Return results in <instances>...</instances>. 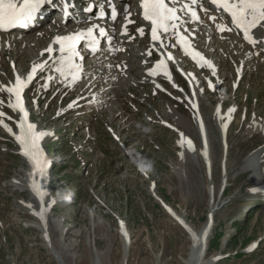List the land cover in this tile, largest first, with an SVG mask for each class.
I'll return each instance as SVG.
<instances>
[{
	"label": "rangeland",
	"instance_id": "374dc122",
	"mask_svg": "<svg viewBox=\"0 0 264 264\" xmlns=\"http://www.w3.org/2000/svg\"><path fill=\"white\" fill-rule=\"evenodd\" d=\"M82 2L86 5L89 3L86 0ZM80 8L83 9L82 13H86L89 6ZM122 18L117 21V25L126 32L124 36L135 39L129 27L122 24ZM204 22L199 25L202 31L199 28L198 31L206 33ZM71 25L73 23L69 26ZM66 27L68 24L62 23L52 25L50 29L46 24L37 25L27 33L32 34L31 44L23 41L26 35L24 33L2 32L0 41H4L5 45L0 48V87L8 86L13 81L15 62L17 70L26 72L31 68L33 60L43 59L42 50L50 43L53 35L64 31ZM138 29H143V35L138 31L143 44V36L148 34V29L145 24ZM184 30L187 31V28ZM210 33L213 34L211 39L203 34L200 42L205 51L211 53L208 58L212 64L214 60L224 64L216 74L221 80L225 78V85L220 92L207 90L204 83L197 84L203 90L199 98L201 114L197 115L199 130L196 118L194 122L190 118V115L193 116L192 108L188 109L184 104L178 105L183 108L178 107L180 114L173 117V111L168 113V110L171 109L170 105L178 103L176 99L162 92L153 94V85L149 88L136 86L137 81L146 77L145 50H148L139 45L138 39L132 42L133 48L127 42L124 45L120 58L128 65H133L134 70L132 72L130 68V76L122 80L119 77L121 81L114 84L117 85L114 87L115 93L112 92L114 102L106 110L100 109L99 105H93L94 109L91 107L88 113L77 119L73 116L74 113L68 117L58 116L72 106L62 102L73 97V92L80 89H72L68 85L56 97L54 95L58 94L60 87L58 84L49 95L47 92L40 95L41 89L47 88L48 79L45 74L43 80L40 77L36 80L38 84L28 91L35 120L42 119L49 128L63 127L67 132L64 135L65 140L76 135L75 145L80 144L83 149L87 147V151L82 153L85 162L82 164L81 160L75 159L72 142L63 147L60 152L70 158L69 163L62 169L59 165L55 168L56 176H53V180L60 179L64 173L71 175V178H64L67 180L65 186L54 181L55 188L46 190L47 199L40 201L36 198L38 194L29 188L31 171L27 172V162L19 154L14 135L0 126V264H80L87 255L91 260L90 264L98 263V255L102 257L100 260L103 264H195L200 259L219 258L224 253L229 254V257H222L217 264H264V206L250 204L248 198L252 172L244 174L250 161L248 155L264 145L262 134L254 137L249 135L253 122H264V115L259 118L256 114H264V56L259 57L257 51L252 53V43L245 41L244 44L239 36H235L239 38L238 41L225 42L226 38L221 39L213 30ZM256 35L258 37L260 31ZM212 40L214 43H210ZM165 48V42L163 47L157 44V49ZM124 50L128 53H124ZM155 52L152 50L153 54ZM178 57L181 60L182 55L178 54ZM57 63L58 61L50 63L48 68L52 69V73L55 72L54 66ZM191 69L202 73L198 80H202L201 76L209 71L195 67ZM242 69L243 80L239 85H234L241 76ZM157 75L160 76L158 73ZM83 79L85 77L77 83H81ZM56 80L57 77L51 81V86ZM127 84H133L135 92L121 90ZM86 86L83 96L87 95ZM102 86L105 83L99 85L95 91ZM226 88L230 95L225 97V93L228 94ZM186 89L190 92L187 87ZM149 90L151 96L145 100V93ZM175 93L182 95L178 91ZM38 95L39 101H44L43 104L37 102ZM135 95L139 100L133 99ZM88 97L89 94L83 104L89 101ZM0 99L5 101L0 104V111L8 116L0 119L8 122L13 132L17 133V117L8 107L7 91H0ZM131 100L137 101H133L134 107ZM222 101L225 106L234 103L240 105L233 123L234 110L226 113L223 108H216ZM124 103L127 110L123 111V115L117 116L119 105ZM246 106L249 110L247 114ZM91 110H96V115L90 114ZM164 112L167 115L162 114V118L185 128L187 135H182V148L177 144L178 134L165 127L161 123L162 118L150 123L145 116L148 113L155 117V114ZM228 117L230 124L225 125V118ZM176 118H179V123ZM200 122L205 126L204 131ZM110 124L114 125L117 132L128 126L120 134L127 148L145 163V172L139 171L123 148L108 138L111 136L108 132ZM96 133L99 138L94 139ZM90 138L94 140L90 141ZM150 138L155 140L153 145L148 142ZM185 138L190 143H185ZM59 146L62 147L61 144ZM79 165L82 166V175L74 177ZM34 178L35 176L31 183L35 187ZM255 181L259 182V179ZM153 182L155 192L196 232L208 221L211 199L215 206H219L212 218H215V225L212 226L205 244L198 235L191 230L188 232L180 221L170 216L152 195L150 186ZM223 184L227 187L221 192ZM211 186L214 187V198L210 197ZM44 204L46 211H43ZM121 221H124L122 225L130 236L129 241L124 238L122 226H119ZM126 241L128 248L125 254ZM254 241L259 242L258 247L249 249ZM205 248L206 251L201 252Z\"/></svg>",
	"mask_w": 264,
	"mask_h": 264
},
{
	"label": "snow or ice",
	"instance_id": "6c2138e0",
	"mask_svg": "<svg viewBox=\"0 0 264 264\" xmlns=\"http://www.w3.org/2000/svg\"><path fill=\"white\" fill-rule=\"evenodd\" d=\"M47 2L49 0H0V30H8L11 27L19 25L26 26L29 21L35 18L40 8ZM211 2L227 12L231 17V22L235 23L237 28H240L245 33L246 39L254 43L248 33L259 22L264 21V0H211ZM195 4H197V0H191L190 4L187 0H184L182 4L181 0H142L143 18L145 21L150 22L151 39L154 42V46L156 43L163 46L164 37L168 35H175L179 40L185 39L179 32V22L182 19L179 13L184 12L190 14L193 21L198 20V13L192 7ZM177 5L180 6L177 7ZM212 19L215 20L216 17H212ZM219 27L221 31L231 30L225 25H220ZM138 31L143 35V29H138ZM104 35H106L105 30L96 25L87 29L86 33H73L66 37H57L56 43L60 45L59 54L61 64L67 67L70 74L80 71L81 66L76 63V59L79 56L77 41H80L84 37L89 38V50L94 51L96 49L91 47V45L95 41L92 38ZM46 51L51 53L53 49L50 47ZM167 59H173L170 53L167 54ZM163 64L164 60H160L156 65V69H159ZM36 71L37 66H34L32 74H29L27 79H21L17 76L13 85L0 87V91H7L9 94V100L7 101L8 107L13 111L23 114V118L17 122L18 134L14 133L13 129L3 119H0V126H3L5 130L14 135L22 148L23 155L28 157L35 169L43 174L48 162L43 156L38 141L47 135V133L38 132L36 126L28 122V113L21 99L23 88L31 81ZM55 71L62 75L64 74L63 67H57ZM150 74L155 75L156 71L153 70ZM72 78L75 79V76L73 75ZM3 103L5 101L0 99V104ZM3 117H6V113L0 111V118Z\"/></svg>",
	"mask_w": 264,
	"mask_h": 264
},
{
	"label": "bare ground",
	"instance_id": "6f19581e",
	"mask_svg": "<svg viewBox=\"0 0 264 264\" xmlns=\"http://www.w3.org/2000/svg\"><path fill=\"white\" fill-rule=\"evenodd\" d=\"M94 2H96V3H101V0H95ZM200 7H202L203 8V5H200ZM43 9V8H42ZM138 13H139V11H138ZM39 15H40V11L36 14V19L39 17ZM60 15V14H59ZM212 15H215V17H216V19L215 20H211V16ZM185 18H186V21H185V23H183L182 24V27L184 28V29H186V28H188V27H191V25H193V19L191 18V16L189 15V14H186V13H184V15H183ZM45 17V15L44 14H42V16H41V18L43 19ZM87 18V16H81V17H79V14H77V15H75V16H70V20H72V21H70L69 23H68V27H66L65 28V30L64 31H60L59 33H56L57 35L53 38V40H51L50 41V43L49 44H47V47H45L43 50H42V56L44 55V57H43V59L42 60H39V61H37L38 60V58L37 59H35V60H33L32 62H31V70L33 69V67L34 66H37V68H39V71L40 70H42L43 69V67H44V69H48V67L50 66V63L51 62H56V61H58V63L54 66V69H56L57 67H63L64 68V65H62L61 64V60H60V58H56V55H57V53L59 52V48H60V45L59 44H57L56 43V38L57 37H64L65 35V33L66 32H69V31H72V30H74V31H79V32H84V33H86V30H87V28L91 25V22L90 21H84V19H86ZM202 18H203V20L206 22V23H210L212 26V29L211 30H213L214 31V33H215V35H217V36H219L221 39L224 37V38H226L224 41L225 42H227L228 41V35L229 36H234V38H236L237 36H239V34H238V28H237V26H235L230 20H229V18L228 17H225V16H222V14L221 13H219V12H217L216 11V9L215 8H213L212 6H210V9L209 8H207V7H204V9H203V13H202ZM69 20V19H68ZM93 21V20H92ZM103 21H111V22H115V21H113V20H110V19H104ZM203 21V22H204ZM73 23V25H71V26H69L70 24H72ZM201 23H202V21H198V27H197V35L198 36H203V34H205V32L203 33V32H201L202 30H201V27H199V25L201 26ZM44 24H46L47 25V28L48 29H50L51 27H52V24H48V21L46 22V23H44ZM203 24V23H202ZM29 25V24H28ZM40 25H41V23H40ZM220 25H225V26H227V28H229V29H231L230 31L229 30H225V31H221L220 30ZM93 26H96V25H92L91 27H93ZM34 27L35 26H33V27H28V29H16V30H21V31H19V32H21V33H24V34H26V35H24V34H22V35H24V37L25 38H23V41L25 40L26 42H28L29 44H31L30 42H32V34L30 33L29 35H27V33H29V31L31 32L33 29H34ZM90 27V28H91ZM198 28H199V30H201V31H198ZM13 28H9L8 30H0V38H1V35H2V32H15L16 30H12ZM128 29V28H127ZM109 31H108V33H106V35L104 36L105 38H109V36L112 34L113 35V38L115 39V41H114V39H112L111 40V43H110V45L107 47V50L106 51H104V53L102 54V55H100L99 57H94V54L96 53L95 51H90L89 50V52L87 53V55H86V57L87 58H89V59H91V58H100L98 61H95V62H91V64H89L88 66H87V69H86V73L85 74H88L89 72H91V69H93L95 66H101L102 67V70H101V72L100 73H94V74H92L91 75V78L89 79V84L86 86V88H85V92L86 93H88V92H94L93 93V99L92 100H94L91 104H90V106H93V105H96L99 101H97L96 100V98H98L99 99V95H97V94H95V89L99 86V85H102V84H104L105 82H109L111 85H113L114 86V84H117V82H119V77H122V76H125V77H127V75H128V72H129V70H130V68L132 69V70H130V71H132L133 72V65H128V63L126 62V61H124V60H121V58H120V54L122 53V51H123V49H124V45H125V43L127 42L124 38H119V36H118V34H119V28H118V26L117 25H114V29H108ZM190 31H192V29L190 30ZM206 31V30H205ZM148 32V31H147ZM179 32H180V34L182 35V36H184V40H182L181 42H176V40H177V38H176V36L175 35H173V42H174V47L175 48H180L181 49V46L183 45V44H188V43H191V42H195L194 40H192L193 38L191 37V35H190V33L188 32V31H186V30H183V31H180L179 30ZM199 32V33H198ZM208 34H209V32H208ZM233 34V35H232ZM44 35V34H43ZM209 35H212L213 36V34L212 33H210ZM236 36V37H235ZM170 37H172V36H170ZM214 37H216V36H214ZM213 37V38H214ZM212 38V37H211ZM240 39H245V37H239ZM3 39V38H2ZM36 39V38H35ZM216 39H218V37H216ZM2 41V40H1ZM0 41V48H2L3 47V45H5V42L4 41H2L1 42ZM38 41V40H37ZM40 42V41H39ZM247 42V41H246ZM84 43L87 45V44H90V42H89V38H86L85 37V40H84ZM95 43H98L97 41H95ZM94 43V44H95ZM24 44H25V42H24ZM29 44H27V45H29ZM143 44L145 45V40L143 39ZM249 44V43H248ZM25 46V45H24ZM251 46V45H250ZM52 48L53 49V52H51V54H50V52H48V51H46V49H48V48ZM30 48V47H29ZM28 48V49H29ZM27 50V49H26ZM25 51V50H24ZM99 52V51H98ZM181 53H183V54H185V55H187L182 49H181ZM136 55V57L138 56L137 55V53L135 54ZM154 55V54H153ZM48 57H50L48 60H47V62L45 63V65H43L42 66V64H43V61L44 60H46ZM89 68H90V71H89ZM122 70H124V71H122ZM121 71V72H120ZM17 76H19L21 79H27V77L29 76V74H17L16 75V77H15V80H16V78H17ZM55 77H64L65 79H67V78H69L70 77V73L68 72V69L65 67L64 68V74L62 75L61 73H58V72H54L53 73V75H52V79H51V81L55 78ZM71 78V77H70ZM82 78H80L79 80H77V82L78 81H80ZM70 80H73V79H70ZM131 82V81H130ZM52 83V82H51ZM14 84V82L12 83V85ZM106 88H107V86H104L103 88H101V89H99L98 90V92H106L105 90H106ZM108 92H114L115 93V91H114V87H112V90L111 89H108L107 90ZM108 92H106V93H108ZM108 95H111V94H109L108 93ZM88 95H86V96H83L82 98H81V102H83L84 100H85V98L87 97ZM107 102V101H106ZM83 105H85V103L83 104ZM222 112V111H221ZM229 117L228 118H225V120L227 121H225L226 122V124L225 125H227L228 123L230 124V122H229ZM228 124V125H229ZM227 127V126H226ZM225 129V128H224ZM184 139V138H183ZM184 142L185 143H189V140L187 139V138H185V140H184ZM186 145H184V147H185ZM263 157V156H262ZM264 158V157H263ZM263 158H261V159H263ZM261 159H260V164L261 163H263L262 161H261ZM264 164V163H263ZM30 171L32 170L31 169V167H30V169H29ZM42 175V174H41ZM264 175V174H263ZM35 176V175H34ZM35 178H37V180H38V185H37V181H35L36 183H35V187H36V185H37V190H38V192H36V194H38L39 193V200L40 201H44L45 200V198H46V195L44 196L43 195V191H44V189H41V186H42V183L44 182V178H42V183H41V179H40V177L39 176H35ZM34 178V180H36ZM225 183V182H224ZM225 186V184H223L222 185V188ZM24 189V188H23ZM209 191H211L210 192V197H212L213 196V198H214V187H210V190ZM211 193H213V194H211ZM37 198V197H36ZM159 201V200H158ZM160 203H161V201H159ZM214 202V201H213ZM212 202V199H211V203H210V207H215V203H213ZM213 203V204H212ZM210 208L209 209V212H208V221H207V223H206V225H204L203 226V228L200 230V231H198V232H196V230H194L193 228L191 229L189 226V230H191L194 234H196V235H198L199 236V238H201L202 239V241H203V243L205 244L206 243V240H207V238L209 237V234L211 233V231H212V225H211V217L213 216V213L215 214V211L217 210L216 208ZM45 210V209H44ZM180 217V216H179ZM177 218H178V216H177ZM179 220L180 219H182L181 220V222L183 223V222H186L183 218H178ZM186 226H187V223H186ZM58 231V230H57ZM105 231V230H104ZM103 231V232H104ZM122 233H123V235H124V238L127 240V238H126V234H127V230H123L122 231ZM129 241V240H128ZM128 241H126V243H125V254L127 253V248H128ZM203 243H202V245H203ZM111 244V243H110ZM111 247V246H110ZM199 252V251H198ZM198 254V253H197ZM201 255V254H200ZM196 257H198V256H196ZM102 258V257H101ZM100 258V256L98 255L97 256V262L99 263V264H103V262H102V260H100L101 259ZM87 259H88V261H87ZM196 259H200V258H196ZM212 258H204V259H200V260H198V262L200 261V262H202L203 264H204V262H207L208 260H211ZM91 263V260L89 259V255H87V257H85V259H83L82 261H81V263L80 264H90ZM97 263V264H98ZM93 264H96V262L95 263H93Z\"/></svg>",
	"mask_w": 264,
	"mask_h": 264
}]
</instances>
